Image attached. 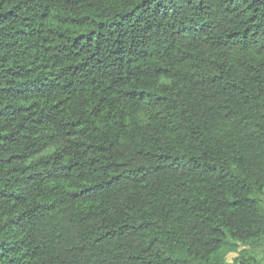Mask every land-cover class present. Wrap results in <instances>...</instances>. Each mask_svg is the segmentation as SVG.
Wrapping results in <instances>:
<instances>
[{
	"label": "trees",
	"instance_id": "1",
	"mask_svg": "<svg viewBox=\"0 0 264 264\" xmlns=\"http://www.w3.org/2000/svg\"><path fill=\"white\" fill-rule=\"evenodd\" d=\"M260 249L264 0H0V264Z\"/></svg>",
	"mask_w": 264,
	"mask_h": 264
},
{
	"label": "rangeland",
	"instance_id": "2",
	"mask_svg": "<svg viewBox=\"0 0 264 264\" xmlns=\"http://www.w3.org/2000/svg\"><path fill=\"white\" fill-rule=\"evenodd\" d=\"M257 255L259 256V258L261 259V263L264 264V252L260 249V250H257ZM236 254L235 253H230L228 256H227V260L230 261L233 257H235Z\"/></svg>",
	"mask_w": 264,
	"mask_h": 264
}]
</instances>
